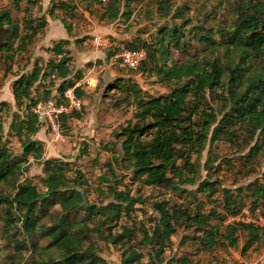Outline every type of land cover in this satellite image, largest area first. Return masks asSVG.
Returning <instances> with one entry per match:
<instances>
[{
    "label": "trees",
    "instance_id": "16d2710c",
    "mask_svg": "<svg viewBox=\"0 0 264 264\" xmlns=\"http://www.w3.org/2000/svg\"><path fill=\"white\" fill-rule=\"evenodd\" d=\"M68 1H50L46 15L57 19V11H76L75 5ZM121 1L91 0L89 5L97 3L100 18L106 21L128 19L131 15L130 4L126 0L123 4ZM224 1L228 5L230 2L236 3L231 7L236 11L233 13L235 19L227 25V18L220 16V22L208 28L205 19L215 14V8L207 16L197 15L193 24L191 19L186 18V6L174 8L170 0H155L158 16L165 19L170 17V27L157 29L148 42L141 43V47H126L144 49L146 58L135 70L154 73L169 88L165 96L147 98L135 84L121 86L120 79L110 86L128 91L135 105L134 121L121 128L122 155L113 157L115 165L131 173L129 179L133 183L180 193L184 192L183 185H196L197 192L211 198L219 188V181H200L195 176L197 161L207 144L214 143L221 135H226L230 141L237 140L242 132L249 140H254L247 157L259 150V144L264 146V0ZM23 2L27 4L24 13L35 4V0L11 1L18 10ZM46 24L45 16L37 23L26 20L28 32L19 35V26L11 14L1 11L0 32L7 35L10 31V34L4 43L0 42V52L13 54L25 51L38 30ZM70 30L71 27L66 26V31ZM216 36L217 41L214 39ZM15 40L18 42L16 47ZM190 41L204 43L210 56L198 57L187 52ZM67 44L68 40H62L47 49L55 59L47 62L46 69L35 63L30 73L16 76L11 84L13 99L29 103L25 106L22 119L16 115L10 125L16 137H23L21 156L12 157L7 149L0 146V187L11 185L14 189L13 194L9 195H4L0 190V208L3 207L0 222L4 230L16 226L24 236L23 243L12 240L16 252L20 253L22 248L27 247L26 244L31 243V237L38 231L42 218L52 206H57L58 211L54 223L44 227L49 245L43 250L32 249L35 258L31 259L30 264H105L96 247L85 243V235L90 233L105 244L122 248L121 264H142L140 252L131 247L125 248L126 241L133 239L135 230L142 235L140 244L152 246L150 261L145 264H159L166 244L183 220L196 224V231L206 238V248L215 245L216 236L223 239L227 247H237L239 231L247 234L241 254H245L257 242L264 243V227L225 224V231L220 234L217 228L208 225V221L215 216L213 209L206 215L190 216L182 208L170 207L167 201L153 203L158 220L150 231L143 226L137 228L131 216L136 205L144 203L143 199L131 195L128 189L118 190L117 181L120 179L109 163L106 167L111 179L101 177L102 182L107 184L106 191L99 189L109 198L107 203H87L81 190L86 185L84 175L78 169H71L68 162L63 163L58 159H46L40 163L43 192L29 179L19 182L18 176L28 169L29 158L39 161L43 154L41 142L31 138L39 130L31 109L37 101L55 97L33 100L31 94L34 85L44 76H53L61 80L57 91L58 95H62L65 89L81 79L80 76L75 81L69 79L71 57L65 49ZM171 49L182 53L181 56L173 57ZM76 93L80 96L79 89H76ZM207 94L221 104L219 113L203 104ZM68 117H63L61 121ZM191 155L196 157L195 163L190 162ZM206 169H212V166L206 165ZM69 173H73L72 178L67 176ZM221 190L225 220L227 216L237 214L242 207L237 205L238 199L229 189ZM250 198L253 207L260 201V204H264V182L254 187ZM78 213L84 215L82 219H71ZM122 219L130 221V227L119 226L118 221ZM176 262L190 264L186 258L177 259Z\"/></svg>",
    "mask_w": 264,
    "mask_h": 264
},
{
    "label": "rangeland",
    "instance_id": "374dc122",
    "mask_svg": "<svg viewBox=\"0 0 264 264\" xmlns=\"http://www.w3.org/2000/svg\"><path fill=\"white\" fill-rule=\"evenodd\" d=\"M11 1L0 0V12L8 11L11 14L15 24L19 26V35L28 32L26 20L37 23L42 16H46L49 23L38 30L25 51L13 54L9 51L0 52L1 147L7 149L12 157L21 156L23 137H16L10 125L16 115L22 119L25 106L29 103L16 102L13 99L11 84L16 76L30 73L35 63L46 69L47 62L55 59L47 49L56 42L68 40L65 49L71 57L69 79L75 81L80 76L81 81L92 79L95 82L94 86L84 84L79 88L82 103L80 111L63 119L57 131L36 123L39 130L31 138L41 142L42 158L39 161L29 158L28 169L18 176L19 182L29 179L40 192H43L44 188L40 181L43 173L40 163L46 159H58L63 163L68 162L71 169H78L84 175L86 185L82 186L81 190L87 203H107L109 198L99 189L106 191L107 184L102 182L101 177L106 176L111 179L106 167L109 163L120 179L117 181L118 190L128 189L131 195L142 197L144 203L136 205L131 219L137 228L143 226L149 231L158 220L153 203L167 201L170 207L182 208L190 216L206 215L213 209L215 216L208 221V225L217 228L220 234L224 233L223 221L226 220H224L226 213L222 208L224 203L222 188L229 189L232 195L237 197V205L242 209L247 208L253 212L258 208L264 212L262 209L264 204H260L262 201L253 207L250 198L254 187L264 182V146L259 144V150L247 157L254 140H249L242 132L239 133L237 140L230 141L226 135H221L214 143L207 144L197 161L199 164L195 176L198 180L219 181V188L211 198H206L197 192L196 185H183L184 192L180 193L162 187L144 186L139 182L133 183L129 179L131 173L115 165L113 157L122 155L121 128L134 121L135 105L128 91L110 86L120 79L121 86L135 84L147 98L161 97L169 93V88L154 73L122 67L118 58L121 48H132L131 45L141 47V43L148 42L156 34L157 29L170 27V17L165 19L158 16L155 0H126L130 4V17L115 21L101 19L99 5L93 2L89 5L91 0H69L68 2L75 5L76 11H57V19L46 15L50 3L45 9L40 5V0H35V4L24 13L27 7L25 2L18 10L13 7ZM126 1L122 0L121 3ZM170 2L174 4V8L186 6V18L191 19L193 24L196 23L194 20L197 15L207 16L215 8V14L205 19L208 28L220 22V16L227 18V22L229 21L227 25L235 19L233 13L236 11L231 7L236 6V3L233 2H230V5L224 0H170ZM177 22L179 23L178 20ZM66 26L71 27L70 32L66 31ZM9 34L10 31L7 35L5 32H0V42L4 43ZM96 36L106 42L105 47L92 43ZM186 37H190L187 32ZM214 39L217 41V36ZM17 43L15 40V47ZM206 47L202 42L190 41L186 51L198 57L210 56ZM171 54L173 57H180L182 53L171 49ZM60 83L61 80L53 76L42 77L33 87L32 99H45L58 95L57 88ZM203 104L216 113L221 110V104L212 95L207 94ZM190 162H196L194 155H191ZM206 165L212 166V169H206ZM67 176L72 178L73 173ZM0 190L4 195L14 192L11 185H1ZM2 209L3 207L0 208V214ZM57 211V206L48 209L38 231L31 237L33 245L26 244L27 247L22 248L20 253L16 252L12 245L14 239L20 243L25 242L19 228L13 226L4 230L0 222V264H30L31 259L35 258L32 249L43 250L48 247L49 238L44 227L54 223L53 219ZM83 216L82 213H78L71 219H82ZM118 225L130 227L131 222L122 219L118 221ZM116 230H119L118 226ZM237 236V247H227L226 242L216 236L215 245L206 248V238L196 231V224L183 220L166 244L159 264H179L176 262L177 259L183 258L189 260L190 264H263L264 243L257 242L245 254H241L247 234L239 231ZM141 237L139 231L135 230L133 239L126 241L125 248L131 247L140 252L141 263L145 264L150 261L152 246L140 244ZM85 243H91L96 247L105 264H121L122 248L105 244L93 233L85 235Z\"/></svg>",
    "mask_w": 264,
    "mask_h": 264
},
{
    "label": "built area",
    "instance_id": "2783aa9c",
    "mask_svg": "<svg viewBox=\"0 0 264 264\" xmlns=\"http://www.w3.org/2000/svg\"><path fill=\"white\" fill-rule=\"evenodd\" d=\"M92 43L96 46H106V42L99 36L94 37ZM118 58L122 67L135 70L145 60L146 51L142 48H121ZM84 84L94 86L95 82L92 79H88L85 82L80 80L75 82L72 87L65 89L62 95L37 101L31 109V113L35 116L37 123L45 125L52 131H57L63 117L71 116L75 112L80 111L82 103L76 93V89L81 88ZM225 224H247L264 227V212L258 208L253 212L247 208H243L237 214L227 216Z\"/></svg>",
    "mask_w": 264,
    "mask_h": 264
},
{
    "label": "crops",
    "instance_id": "0c3cea01",
    "mask_svg": "<svg viewBox=\"0 0 264 264\" xmlns=\"http://www.w3.org/2000/svg\"><path fill=\"white\" fill-rule=\"evenodd\" d=\"M50 1H52V0H40V5H41L43 8L47 9L48 6H49ZM45 17H46V16H45ZM46 21H47V23H49V21H48L47 19H46Z\"/></svg>",
    "mask_w": 264,
    "mask_h": 264
}]
</instances>
